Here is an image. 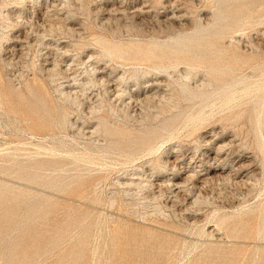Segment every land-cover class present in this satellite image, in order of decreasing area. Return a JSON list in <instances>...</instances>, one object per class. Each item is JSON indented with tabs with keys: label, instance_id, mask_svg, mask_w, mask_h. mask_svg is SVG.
Returning <instances> with one entry per match:
<instances>
[{
	"label": "rangeland",
	"instance_id": "374dc122",
	"mask_svg": "<svg viewBox=\"0 0 264 264\" xmlns=\"http://www.w3.org/2000/svg\"><path fill=\"white\" fill-rule=\"evenodd\" d=\"M0 92V264H264V0H0ZM33 144L85 149L81 185L18 178Z\"/></svg>",
	"mask_w": 264,
	"mask_h": 264
},
{
	"label": "bare ground",
	"instance_id": "6f19581e",
	"mask_svg": "<svg viewBox=\"0 0 264 264\" xmlns=\"http://www.w3.org/2000/svg\"><path fill=\"white\" fill-rule=\"evenodd\" d=\"M148 5V4H147ZM119 7V6H118ZM115 8V7H114ZM47 9V8H46ZM171 9V8H170ZM56 10V9H55ZM137 10V9H136ZM148 10V9H147ZM175 10V9H174ZM116 11V10H115ZM121 13L122 12H124L125 11V8H123V7H120V10H119ZM139 12V11H138ZM138 14V13H137ZM249 14V13H248ZM116 15V14H115ZM134 15V14H133ZM171 16V15H170ZM38 17V16H37ZM40 18V17H39ZM58 18V17H57ZM121 18H122V16H121ZM38 19V18H37ZM49 19V18H48ZM47 19V20H48ZM51 19V18H50ZM59 19V18H58ZM39 20L40 19H38V22H39ZM42 20V19H41ZM47 20L45 21V24H46V22H47ZM57 21V20H56ZM59 21V20H58ZM37 23V22H36ZM33 24H35V23H33ZM41 25V24H40ZM38 26V25H37ZM67 26V25H66ZM53 28V27H52ZM55 28V27H54ZM7 29V28H6ZM44 30V29H43ZM45 31V30H44ZM42 33H43V31H42ZM237 34V33H236ZM38 35V34H37ZM42 35V34H41ZM41 35H39V36H41ZM43 37H45V36H43ZM2 41V40H1ZM58 46V45H57ZM3 48V47H2ZM184 52H185V50H183ZM182 51V52H183ZM63 54V53H62ZM10 61V60H9ZM51 64V63H50ZM54 64V63H53ZM56 66V65H55ZM95 68V67H94ZM92 69V72H94L95 71V69ZM47 69V68H46ZM45 70V69H44ZM47 70H49V69H47ZM213 70V69H212ZM232 70H234V69H232ZM229 71V70H228ZM239 73V72H238ZM95 74V73H94ZM186 75H187V73H185ZM97 77V76H96ZM104 77V76H103ZM103 77H99V78H95V81H99V82H101V83H103V84H108L109 83V81H107V80H104L103 79ZM184 77H186V76H184ZM39 80V79H38ZM186 81V83L185 84H182V91L183 92H185V95L187 96V97H190V99H196V98H199V97H201L202 96V94H196V93H193L192 91H190L189 90V81H190V78H188L187 77V80H185ZM107 86V85H106ZM149 86H152V84H147V86H145V87H149ZM116 89V88H115ZM226 91H228V89H225ZM111 92V91H110ZM140 91H136L135 93H133V94H130L129 95V100H132L133 102H142V104H144L143 103V101H145L146 99H147V97H145V98H140V93H139ZM244 92V91H243ZM71 93V92H70ZM107 93V92H106ZM116 93V92H115ZM142 93V92H141ZM209 94H210V92H208ZM238 93V92H237ZM61 94H63V95H65L66 96V98H70L71 97V94L69 95V93H64V91H62L61 90ZM73 95V94H72ZM208 95V94H207ZM246 95V94H245ZM2 94H1V92H0V109H2V110H4V111H7L6 109H5V105H4V103H3V98H2ZM7 96V95H6ZM117 96L120 98V97H122V94L120 95H118L117 94ZM127 96V95H126ZM147 96V95H146ZM240 96V95H239ZM73 97V96H72ZM117 97V98H118ZM157 97V96H156ZM4 98H5V96H4ZM161 98V97H160ZM73 99V98H72ZM121 102H123V100L121 99ZM130 102V101H129ZM219 103V102H218ZM128 105V104H127ZM131 105V104H130ZM210 109H212V108H210ZM2 112V111H1ZM3 113V112H2ZM5 113V112H4ZM6 114V113H5ZM203 115V114H202ZM198 117V116H197ZM197 117H196V119H197ZM192 119V118H191ZM61 120V123H65V121H66V117L65 116H63V118H61L60 119ZM194 121V120H193ZM24 122L27 124V127H28V129L30 130V129H32V127L34 126V122L32 121V120H30V119H25L24 120ZM190 122H191V120H190ZM190 124V123H189ZM105 132H106V135H108L109 137H111V138H116V137H122V138H120V141L121 142H123V141H128V142H130V147H134V149H131L130 151H129V155H131V153L132 154H135V152H137L138 150H140L142 147H144V146H142L143 144H141L140 146H136V141H135V139L132 137L133 135H132V132H131V130H128V129H125V130H117V129H115V130H109L108 131V129H106L105 130ZM92 133H94V132H92ZM85 134V133H84ZM87 134V133H86ZM10 139V138H9ZM209 141V140H208ZM51 142V141H50ZM209 144H211V143H209ZM208 144V145H209ZM34 146L33 147H35V151H33L32 153L34 154V157H31V155H30V153L29 152H27V153H23V156H24V162L25 163H21V165L19 166V167H17L16 169H14V172H16V173H19V175L20 176H18V178H20L21 180H24V181H26V182H35L36 180H39L40 178H45V179H48V183H49V186H50V188H56L57 190H65V187L67 186V185H69V184H71V183H75V184H79V185H81V182H83V180H81V181H74L73 179H75V178H80V176L79 175H67V172H69V171H72L73 170V168H77V167H79V166H82L84 163H90L91 162V160H93V158L92 157H90L89 155H87V153H86V151H85V149H83V150H80V149H77V150H73V149H71V148H66V147H64V146H62V145H60V146H54V145H51L50 147H49V150H46L44 153H42L41 152V149H43V147H40L39 146V144H33ZM115 145H118L117 143H116V141H114V142H112L111 143V148H113V146H115ZM14 146V145H13ZM16 146V145H15ZM14 146V147H15ZM25 146H26V144H25ZM29 146H31V145H29ZM213 147V146H212ZM216 148V155H218V153H220V151L222 150V147H215ZM2 149V148H1ZM10 149V148H9ZM17 149V148H16ZM19 149V148H18ZM99 149V148H98ZM205 151L202 153V155H204L205 157H207L208 158V160H211V161H214L215 160V156H213V157H210V154H208V151H212V148L210 149V148H208V146L206 145V147H205ZM25 150H27V149H25ZM100 150V149H99ZM16 152H17V150H15ZM48 151V152H47ZM126 151V150H125ZM9 152V151H8ZM8 154V153H7ZM170 153L169 152H166V154H165V156H166V158H165V160H164V164L165 165H167V168H165V171H166V169L168 170H170L171 171V173H169V174H172V180L171 179H166L165 181L167 182V184H166V189H167V191H169V193H173V190H170V188L172 187V186H176V187H180V185H183V184H181V183H179V182H177L176 181V183L173 181L174 179H177L178 177H180V173L183 171V172H185V171H190V170H192V165L193 164H195L193 161V159H190V162H193V164H191L190 162L188 163V165H187V169H183L182 170V167L179 165V164H182V163H179V164H177V162L175 163V162H173L172 163V161H169L170 159H168V156L167 155H169ZM6 155V154H5ZM93 156V155H92ZM196 156V155H195ZM198 157V156H197ZM20 158V157H19ZM95 158V157H94ZM100 158V157H99ZM193 158V157H192ZM103 160V159H102ZM108 160V159H107ZM180 160V159H179ZM179 160H176V161H179ZM98 161V160H97ZM23 162V161H22ZM170 163V164H169ZM106 165V164H105ZM94 166V165H93ZM73 167V168H72ZM98 167V166H97ZM51 170V171H54V170H56L57 172H55L54 173V175L53 174H49L48 176H43V175H41V174H37L38 173V171H40V170ZM82 169H86L85 167H83ZM102 169V168H101ZM220 169V168H219ZM8 169L7 168H5V167H3L2 169H0V193L1 192H3V191H5L6 189H5V183H6V175H8L9 176V174H8V171H7ZM21 172H23V173H25L26 174V176H24V178H23V175L21 174ZM99 172V171H98ZM72 178V179H71ZM70 179V180H69ZM119 179V178H118ZM131 180L132 179H137V178H130ZM76 180H79V179H76ZM192 181V186H191V189H189V193L191 194L192 193V190H194L195 188H196V182H200V179L198 178V176H197V174H195V173H193V174H191L189 177H187L185 180H184V184H185V182H191ZM201 181H202V179H201ZM205 181V180H204ZM128 182V181H127ZM131 182H133V180L131 181ZM172 182V183H171ZM195 182V183H194ZM47 183V184H48ZM148 183V182H147ZM171 183V187H170V184ZM208 183V182H207ZM207 183H205L204 182V184L206 185ZM117 184V183H116ZM124 184L126 185L127 183H124L123 182V186H124ZM133 185L134 183H130V185ZM136 184V183H135ZM134 184V186H139L140 188H141V184L140 183H138V184H136L135 185ZM202 184V183H201ZM129 185V184H128ZM129 185V186H130ZM156 186H154V184L153 183H150L149 185L148 184H146V185H144L143 187L144 188H148V190L149 189H152V188H158V190L160 191V193H162L163 194V192H161L162 191V186H163V184L162 183H160V184H155ZM165 185V184H164ZM203 186V185H202ZM135 187V188H136ZM142 187V188H143ZM204 187V186H203ZM138 188V187H137ZM139 188V189H140ZM143 188V189H144ZM165 188V187H164ZM166 189H165V191H166ZM96 190V189H95ZM141 190V189H140ZM139 190V191H140ZM146 190V189H145ZM157 190V191H158ZM164 190V189H163ZM142 191V190H141ZM152 191H153V189H152ZM158 191V192H159ZM155 193V192H154ZM125 194H126V192H125ZM158 194V193H157ZM189 194V195H190ZM198 194V193H197ZM136 195V194H135ZM138 195V194H137ZM175 195H177L176 193H175ZM186 195H188V194H186ZM199 195V194H198ZM154 197V196H153ZM159 197H161V196H159ZM166 197V196H165ZM179 197V196H178ZM147 198V197H146ZM162 198V197H161ZM114 199V198H113ZM112 200V199H111ZM197 200H198V197L196 196L195 197V200H194V204L197 202ZM102 202V201H101ZM110 202V201H109ZM173 203V202H172ZM113 205H114V203H113ZM189 205H192V204H189ZM111 206V205H110ZM130 206V205H129ZM131 207V206H130ZM193 207V206H192ZM172 208V207H171ZM217 221H220V219L218 218L217 219ZM113 223H114V221H112ZM217 224V223H216Z\"/></svg>",
	"mask_w": 264,
	"mask_h": 264
}]
</instances>
